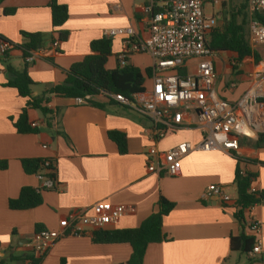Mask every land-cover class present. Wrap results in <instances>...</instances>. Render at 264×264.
Masks as SVG:
<instances>
[{"label":"crops","instance_id":"1","mask_svg":"<svg viewBox=\"0 0 264 264\" xmlns=\"http://www.w3.org/2000/svg\"><path fill=\"white\" fill-rule=\"evenodd\" d=\"M162 0H58L66 5L69 18L62 27L69 32L59 43L52 25L51 0H2L0 35L14 44H23V33L45 36V56L33 64L25 63L22 52L10 49L0 55V262L25 264L27 244L42 229L62 230L69 214L89 210L97 202L121 205L126 213L118 225L109 229L138 228L153 212L161 197L175 204L164 219L168 240L148 246L143 264H264V205L245 213L254 218L261 231L257 237L262 253L247 256L230 248V238L250 234L235 218L240 170L256 174L253 187L264 191V145L257 138H242L237 152L193 151L182 161L179 175L148 171L147 153L152 146L147 120L134 109L95 97L102 105H78L75 99L51 98L48 107L55 111L50 125L37 110H29L31 123H39L38 134H20L13 125L26 100L17 89L8 87L7 66L17 70L27 66L34 85L32 95L41 96L50 85H60L72 65L91 54V43L109 36L113 29L132 28L137 37L148 35L149 15L145 8L159 9ZM113 55L107 69L117 67L116 57L122 37H112ZM259 61L245 58L232 66L235 55L219 54L215 60L218 79L215 90L227 101L243 97L253 86L264 88V46L254 50ZM223 54H230L226 63ZM130 63L143 73L151 69L147 55H133ZM234 67H237L234 69ZM146 77V76H145ZM145 85L149 86L146 77ZM109 132L124 134L127 151L121 154ZM204 130L191 113L182 129L156 144L160 154L182 142L198 144ZM47 146V148H44ZM238 158L247 161L239 163ZM49 158L57 169L58 186L41 193L43 203L33 209L11 210L9 201L19 197L22 188H39L41 179L24 171L23 159ZM250 160V162H249ZM225 187L232 201L224 203L207 197L208 187ZM132 254L129 244H96L92 235L59 239L42 257L40 264H127Z\"/></svg>","mask_w":264,"mask_h":264},{"label":"built area","instance_id":"2","mask_svg":"<svg viewBox=\"0 0 264 264\" xmlns=\"http://www.w3.org/2000/svg\"><path fill=\"white\" fill-rule=\"evenodd\" d=\"M224 1L162 0L158 11L153 5L145 8L149 15L147 37H137L132 28L109 31L110 37L123 38L116 57L121 67L126 66L133 55H147L152 60L151 72L147 76L149 86L145 85L142 93L132 99L120 94H110L107 98V101L134 109L147 120L146 132L152 142L147 153L148 171L151 173L175 177L181 171L183 159L193 151L237 152L242 138H257L264 134L262 86L251 87L243 97L232 102L220 98L215 90L218 79L215 60L219 54L213 51L209 42ZM247 13L248 40L255 50L264 46V0H247ZM10 49L9 44L0 42L1 56ZM44 54L43 48L29 51L24 61L33 64ZM231 63L232 66L238 65L235 59ZM89 100L91 98L86 96L76 98L75 102L88 105ZM191 113L196 116L197 125L204 130L201 141L198 144L182 142L160 154L156 144L182 129ZM31 125L40 127L36 122ZM244 174L245 171L241 170V175ZM38 177L42 181L39 188H57V180ZM252 191L258 190L252 187ZM207 197H216L224 203L232 201L225 187L217 184L208 187ZM125 213L123 206L101 201L89 210L69 214L62 230L42 229L34 234L27 244L25 264L41 259L61 238L92 235L95 231L118 225ZM246 221L250 235L256 238L252 255H260L262 246L257 237L261 226L254 218Z\"/></svg>","mask_w":264,"mask_h":264},{"label":"trees","instance_id":"3","mask_svg":"<svg viewBox=\"0 0 264 264\" xmlns=\"http://www.w3.org/2000/svg\"><path fill=\"white\" fill-rule=\"evenodd\" d=\"M2 0H0L1 4ZM50 8L52 13V25L58 33L59 43L67 40L69 32L62 29L69 18V10L66 5L60 4L58 0H51ZM158 11V8L156 9ZM246 11V12H245ZM242 16V20L239 18ZM248 13L247 0L238 10L231 13L230 19L221 28H216L210 39V47L218 54L232 53L235 60L240 64L245 58H253L259 61L258 54L250 47L248 40ZM25 42L14 44L0 35V42H5L11 49L22 52L23 59L29 51L38 50L45 46V36L40 33H23ZM8 52L4 55L7 56ZM113 55V40L110 36L91 43V54L82 61L75 63L68 70L62 71L66 74V80L60 85H50L41 96L32 95L34 82L30 78L27 66L22 70H17L7 66L8 87L17 89L20 96L27 99L25 107L17 120H13V125L20 134H38L40 128L32 127L29 121V110L39 111L45 122L50 125V121L55 113L48 107L53 97L56 98H86L91 100L89 104L102 107L94 101L95 97L107 99L110 94H120L128 99L142 93L145 89L146 77L150 75L151 69H146L143 73L139 68L130 63L124 67L117 64L115 69H107L106 65ZM44 58V57H43ZM42 58V59H43ZM27 65V64H26ZM237 67H234L236 69ZM146 76V77H145ZM109 99V98H108ZM108 103L113 104L112 100ZM109 138L116 143L121 154H125L126 139L124 134L119 132H109ZM258 145H264V134L259 136ZM239 163L247 162L238 158ZM250 162V160H249ZM49 163V166L46 164ZM248 163V162H247ZM24 171L29 175L42 176L57 180V169L52 159H23ZM5 162L0 163V168L5 169ZM257 175L245 172L241 175V170L237 167L235 175V185L237 187V202L235 205V218L241 225L247 228L245 213L253 206L264 202V191H252L253 183ZM46 191L43 188H22L20 195L16 199L9 201L11 210H28L40 206L43 203L41 193ZM175 208V204L161 197L157 203V211L153 212L138 228L133 229H107L93 232L92 241L96 244H129L132 254L127 264H143L146 250L149 245L162 243L168 240L163 232V222ZM256 245V238L250 234L242 233L239 237L230 238V248L234 252H240L247 256H252ZM26 256L19 257V260H26ZM41 259L32 260L31 264H40ZM264 262V254L261 255ZM3 264V262H0ZM61 264H67L65 260Z\"/></svg>","mask_w":264,"mask_h":264},{"label":"rangeland","instance_id":"4","mask_svg":"<svg viewBox=\"0 0 264 264\" xmlns=\"http://www.w3.org/2000/svg\"><path fill=\"white\" fill-rule=\"evenodd\" d=\"M245 3L246 0H225L219 10V19L216 23V28L223 27L226 24L227 20L230 19L231 13L235 10H238L239 7ZM207 9H208V13H210L209 7ZM239 20L240 21L242 20V16H240ZM246 30L248 32V28H246ZM223 55L226 58V63L229 65L228 60L230 59V54H223Z\"/></svg>","mask_w":264,"mask_h":264}]
</instances>
